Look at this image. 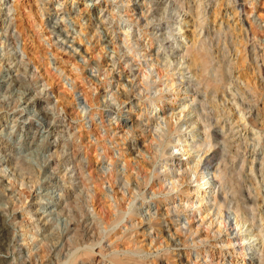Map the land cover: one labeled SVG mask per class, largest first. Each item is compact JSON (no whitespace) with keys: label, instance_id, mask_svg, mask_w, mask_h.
<instances>
[{"label":"rangeland","instance_id":"1","mask_svg":"<svg viewBox=\"0 0 264 264\" xmlns=\"http://www.w3.org/2000/svg\"><path fill=\"white\" fill-rule=\"evenodd\" d=\"M4 2L0 170L14 178L24 196L21 201L8 196L9 177L0 186V230L2 225L8 228L13 241L0 247V264H20L32 257L43 264L66 260L71 244L66 239L73 233L61 238L70 221L64 207L84 178L93 197L83 205L77 201L74 209L83 208L107 226V235L101 242L89 240L90 251H85L84 241L70 264H264V0ZM5 6L10 7L7 16ZM6 32L14 35L17 54L39 80L34 88L46 83L42 93L30 91L26 102L20 98L25 87H10L7 81L17 63L10 62L15 48L13 43L6 46ZM202 42L210 54L207 75L216 77L215 70L217 77L222 70L226 74L218 89L188 68L196 59L192 51ZM122 47L130 49L123 53ZM185 82L189 89L179 90ZM123 91L131 95L125 102L119 96ZM201 102L198 125L205 123L207 131L217 134L207 137L214 145L201 160L215 149L219 155L209 159L213 168L207 171L200 165L192 171L196 154L204 148L184 151L193 142L192 128L174 132L177 139L168 144L169 157L150 166L160 142L157 132L177 124L182 104H188V111ZM45 107L51 112L49 126V119L41 118ZM203 136L195 140L199 143ZM66 141L61 158L70 162L73 152L82 175L68 173L61 180L62 168L53 171L58 156L50 154L55 146L63 149ZM205 174L213 181L202 194L197 187L206 178L198 179ZM182 176L186 180L170 189L171 181ZM240 190L253 201L240 200L236 206L234 192ZM202 195L207 196L201 201ZM122 209L127 211L124 218L113 225ZM245 212L248 219L241 227ZM248 225L259 235L244 240ZM33 233L35 240L30 239Z\"/></svg>","mask_w":264,"mask_h":264},{"label":"bare ground","instance_id":"2","mask_svg":"<svg viewBox=\"0 0 264 264\" xmlns=\"http://www.w3.org/2000/svg\"><path fill=\"white\" fill-rule=\"evenodd\" d=\"M2 0H0V5L2 6V5H4V1L5 0H3L2 2H1ZM8 6V5H7ZM7 6H5V14H6V16L8 15V12L10 11V7H7ZM1 10V9H0ZM149 22V21H148ZM147 22V23H148ZM51 24V23H50ZM127 28H130L129 26L127 27ZM8 29V28H7ZM6 29V30H7ZM104 29H106L105 27H104ZM58 29H57V22L56 23H54L53 25H52V31H57ZM130 33V32H129ZM3 35V34H2ZM124 35L125 36H127V35H129L128 33H124ZM3 37H5V41H7V40H10L9 41V43H7V45L6 46H9L10 44H12L13 43V41H14V35H12V34H10V32H6L5 33V35H3L2 36V38ZM63 37H66V35H64ZM104 42H106V41H104ZM5 44V43H4ZM14 44V43H13ZM195 47V46H194ZM6 48V47H5ZM13 48H15L14 49V52H13V55H12V59H11V63H17V65L15 64V68L16 69H14V73H12L13 71H9L8 73H6V75L7 74H11L12 73V75L11 76H9L8 78V80L7 81H9V85H10V87H13L14 85L13 84H17V86L19 87V88H24L25 87V89H23L22 90V96L20 97L21 98V100H24L25 99V102H26V95L30 92V91H32V90H34L35 88V86L37 85V83L39 82V80L37 79V78H34L35 77V73H34V71L33 70H30L29 68H28V64L27 63H25V59H23V57H22V55L21 54H17V50H16V44H14L13 45ZM193 48V47H192ZM122 49H123V53H126L129 49H130V47H128L127 49H125L124 47H122ZM193 50V49H192ZM5 52V51H4ZM113 53V52H112ZM191 55H194L195 57H196V59H195V61L193 62V63H190V64H188V68L189 69H191V70H193L194 71V74H196L197 76H198V78H201V79H199L200 81H202V80H205L206 81V84L207 85H212V87H214V88H216V89H218L219 87H222V83H221V81L225 78V76H226V74H225V72H224V70H222V71H220L219 72V76L217 77V70H215V74H216V77H214V78H211V77H209L208 75H207V71H208V68H209V58H210V54L208 53V49H207V47H206V45H205V42H202L201 43V45H199L198 47H197V49H195V50H193L192 51V54ZM112 60L114 61V64H113V66L112 67H114V65H115V63H116V58L114 57V58H112ZM169 65H170V63H168V66L167 67H169ZM17 66V67H16ZM193 66H195V68H193ZM221 70V69H220ZM218 71H219V69H218ZM153 72V71H152ZM146 73V71L143 73V75ZM150 73H151V71H150ZM146 74H148V73H146ZM150 81V80H149ZM148 80H146V82L148 83L149 82ZM199 81V82H200ZM183 82V81H182ZM28 83V84H27ZM221 83V84H220ZM13 85V86H12ZM26 85V86H25ZM190 83L189 82H185V84H182L181 86H179V90L181 89V88H184L185 86L189 89V87H190ZM45 86H46V83H44V84H42L41 85V88L39 89H35V94H39L40 92L42 93L43 92V90L45 89ZM17 87V88H18ZM133 87V85H131L130 86V89ZM18 88V89H19ZM178 90V91H179ZM187 90V89H186ZM188 91V90H187ZM137 94V93H136ZM195 94V93H194ZM120 97H121V99H122V101H126L127 99H130L131 98V95H129L126 91L124 92H121V94L119 95ZM195 96H197V95H195ZM155 100V99H154ZM21 102V101H20ZM33 102V101H32ZM157 103V102H156ZM156 103H154V104H156ZM194 104V103H193ZM20 105V104H19ZM188 104H182L181 105V107H180V110L177 112V114L175 115V119L178 121L177 122V124L173 127V126H171L170 124L169 125H167V128H165V129H163V128H161L160 126L162 125V121L160 122V123H157L156 125H155V131L157 132L158 130L157 129H159V128H161V132H157V135H158V137L160 138V142H159V145H158V147H157V149H155V151L153 152L154 153V155L155 156H153V157H151V158H153V160H152V162H151V164H150V166H152V165H154L158 160H160V159H162L163 157L166 159L167 157H169V155H168V153H167V147H168V144L169 143H171L172 141H175L177 138L175 137V136H173V134H174V132H178V134H181L180 132H182L181 130H183V129H185L186 130V128H188V130H190L191 128L192 129H194V131H193V133L191 134V135H189V138H191V137H193V142H192V144H190V148L189 149H186V148H184V151L186 152V153H188V152H190L189 150H191V149H193V148H198V147H200L201 145H204V148L202 149V152L199 154H196L197 156H199L198 157V159H197V161H195V170H192L194 173H196L197 171V167H199L200 165H201V168H207L206 170L208 171V169H211V168H213V166H209V164L211 163L210 162V158H212L213 156H215V155H219L216 151H214V150H212L211 151V153L209 154V155H211V156H208V157H205V159L203 160V162H202V160H201V157H202V155H203V153L204 152H208L209 151V149L214 145L213 144V142H211V141H208L207 140V137L210 135V133L212 132V131H207V127H206V124L205 123H203V124H200V125H198L199 124V121H200V119L202 118V115H201V113H200V108H203V105H204V102H201V103H195L193 106H191V108L188 110V111H184V109H185V107L187 106ZM21 106V105H20ZM162 107V106H161ZM189 108V107H188ZM187 108V109H188ZM244 109V107H240V109L239 110H243ZM194 111V113H195V115H193V112ZM184 113V116L183 117H181V113ZM41 113H42V116H41V118L43 119V120H46V119H49V121H47L46 123H45V125H47V126H49V124L51 123V119H52V117H51V112L49 111V108H47V107H45V109H41ZM173 113V112H172ZM164 117H165V119H164V122H167L168 123V121H170V120H168L167 119V116H165V115H163ZM173 117V114H172V116L170 117V118H172ZM242 118H244V116L242 117ZM27 119V118H26ZM204 119H205V117H204ZM206 119H211V117H209L208 116V118H206ZM166 123V124H167ZM38 125H39V123H38ZM42 126L44 127V125L42 124ZM39 129V131L41 130V127L40 128H38ZM154 131V132H155ZM155 132V133H156ZM40 133V132H39ZM185 134V136H186V133H184ZM204 135L203 137H204V139L202 140V141H200L199 143H198V141L197 140H195V137L198 135ZM212 134H214L216 137H217V134L215 133V132H212ZM219 134V133H218ZM34 136V135H33ZM219 136V135H218ZM172 137H173V139H172ZM184 139H187V137L186 138H184ZM64 146H63V149L61 148V150L60 149H57V147L55 146L54 147V149H53V151H52V153L50 154V155H52V154H55V156L57 155L58 156V158H57V161H56V163L54 164V167H53V171H54V168L55 169H60V168H62L59 172H58V175L60 176V177H62L61 178V180L62 179H65L66 180V178H68L69 177V174L68 173H70L71 175H82L81 174V172L79 171V168H78V166L75 164V155H74V153L73 152H71L72 153V155H73V160H71L70 162H66V163H64L63 162V160H65V159H62L61 157H63V153L65 152V150H66V145H68V142L66 141L64 144H63ZM184 145V144H183ZM182 145V146H183ZM186 145V144H185ZM225 146H226V143H225ZM65 147V148H64ZM176 147V146H175ZM170 148H172V147H170ZM179 150L181 149V148H178ZM217 150V149H216ZM200 152V151H199ZM183 154H185V153H183ZM20 158V157H19ZM20 159H22V157L20 158ZM49 159V158H48ZM207 159V160H206ZM27 160V159H26ZM17 161H19L18 159H17ZM17 161H15V163L17 164ZM25 161V160H24ZM22 162V161H21ZM49 162V161H48ZM20 164H22V163H19L18 165H20ZM24 164V163H23ZM15 166V165H14ZM20 167V166H19ZM22 167V169H23V166H21ZM21 167H20V169H21ZM69 167H71V168H69ZM17 168V167H16ZM25 168V167H24ZM146 168H148V166H146ZM26 169V168H25ZM22 171V170H21ZM169 171H170V173H174V171L172 170V169H169ZM16 172V171H15ZM56 172V171H55ZM12 173H14V172H12ZM52 172H50V174H51ZM187 173V172H186ZM49 174V175H50ZM207 174H209L208 172H207ZM207 174H205V175H201V177L198 179L199 181H200V179L201 178H206V176H207ZM12 176H16V175H13V174H11ZM18 175V174H17ZM48 175V176H49ZM58 175H57V177H58ZM156 175V174H155ZM216 174H214V176H215ZM19 176H20V174H19ZM22 176V175H21ZM185 176V178H186V174L184 175ZM184 176H182V179L181 180H172L171 181V186H170V189H172V188H174V187H176L177 185H179V184H182L186 179H184ZM225 175H223L222 177H224ZM9 176L8 175H6V173L4 172V170L3 169H1L0 170V186H2L3 185V183L5 182V180L7 181V178H8ZM11 177V176H10ZM9 177V178H10ZM50 177H52V175H50L49 176V180H47V182L48 181H50ZM59 177V178H60ZM72 176H70V178H71ZM15 178H17V177H15ZM21 178V177H20ZM148 178H150V177H148L147 176V179H146V181L148 180ZM72 179V178H71ZM18 180V179H17ZM22 180V179H21ZM74 180V179H73ZM18 181H20V180H18ZM213 181V180H212ZM211 179H209V178H206L205 180H203V181H201V183H199V185H198V187H197V189H201V191H202V194H203V191H207L206 189H207V187H210L211 186ZM22 182H23V180H22ZM21 181H20V183H22ZM46 182V183H47ZM57 182V181H56ZM73 181H71V186H72V188L73 189H75V185H73V183H72ZM7 183V182H6ZM10 183H11V186H10V188H9V190H8V192H7V194H8V196L9 195H11V196H9L10 198L12 197L13 198V196H15V198L14 199H16L17 198V200L19 199H22L23 198V196H24V190L20 187L21 186V184H20V188H18L17 187V185H16V181L14 180V178H10ZM18 183V182H17ZM24 183V182H23ZM64 184V183H63ZM62 184V185H63ZM24 185V184H23ZM32 185V184H31ZM4 186H5V184H4ZM80 189H78L76 192H74L75 194H72V196H73V199L72 200H70L69 201V203H68V206L67 207H64V208H66V210H65V213H66V215H68L69 217H70V221L67 223V226H66V228H65V232H63L61 235V238H63L64 239V237H66L67 235H69L68 233H70V232H72L73 234H71V235H69L68 237H67V239H66V241L67 242H69V243H71L70 244V246H68L66 249H67V251H68V253H66V255H65V259L66 260H64L61 264H70L71 263V261H73L74 260V258H73V255L75 254V250L76 249H78L80 246H82V244H83V242L85 241L86 243L89 241V240H92L93 242H101V240L103 239V237H105L106 235H107V231H106V233H105V231H103L104 229H106L107 228V226H101L100 225V223H98V222H96L95 221V218H94V216L92 215L91 217L88 215V214H86V213H84L83 212V208L82 209H74V206H75V204H76V202L77 201H81L82 203V205H83V203L85 204V200H87V199H90L91 197H93V189H92V187L90 186V185H88V183H87V180H86V178H84V180H80ZM3 188V187H2ZM237 190H239V189H237ZM75 191V190H74ZM2 192H6L5 190H3ZM244 191H242V190H240V191H238V192H234V195H235V199H236V206H240V204H241V201L240 200H242L243 202H251V201H253V199L250 197V196H248V195H246V194H244L243 193ZM4 194V193H3ZM208 195V194H207ZM207 195H202V196H200V200L202 201V200H204V198L207 196ZM69 196H70V194H69ZM25 199V198H24ZM21 201V200H20ZM23 202V201H22ZM57 203H59V201L57 202ZM223 206L221 205V206H218V209H219V212L221 213L222 211H223ZM125 212H127L125 209H122L121 210V214L116 218V219H114L113 218V222H115L113 225H115V224H117L120 220H122L123 218H124V215H125ZM64 213V214H65ZM246 213L247 212H245V216L243 215V216H241V218H240V223H241V227L242 226H244L245 225V223H246V221H247V215H246ZM91 218V219H90ZM16 220V219H15ZM26 221V220H25ZM109 221V220H108ZM33 227V226H32ZM240 227V228H241ZM14 229H16L15 228V226L13 227ZM253 226L252 225H248V226H246V229H248V233H246V234H244L243 236H242V238L245 240V239H247V240H250V238H251V236H255V235H259V233L258 234H256V233H254V232H251V230H253ZM14 233V232H13ZM32 233V232H31ZM4 238H5V241H4ZM35 238V235H34V233L31 235V237H30V239H33V240H35L34 239ZM44 238V237H43ZM79 238H81V239H79ZM46 236H45V238L42 240L43 241V245H46L47 243H46ZM11 241H12V239H11V236H10V231L8 230V228H6V227H4L3 225H2V227H1V230H0V247H5V246H10V243H11ZM13 242V241H12ZM41 244V245H42ZM67 243H63V245L65 246ZM92 244V243H91ZM91 244H88L87 243V245H85V251H90L91 249H92V246H91ZM5 245V246H4ZM16 245H18V246H24V243H16ZM37 246V247H42V246ZM62 245V246H63ZM62 246H61V248H62ZM66 247V246H65ZM72 247V248H71ZM74 247V248H73ZM252 247H255V246H252ZM8 248V247H7ZM20 248V247H19ZM22 248V247H21ZM249 248V247H248ZM64 249V248H63ZM65 249V250H66ZM42 250V249H41ZM61 250V249H60ZM34 252H36V250L34 251ZM33 255H35V254H33ZM41 257H43V255L42 256H40V259H42ZM39 261V260H38ZM261 261H264V255H262L261 256ZM20 264H43V260L41 261V262H36V258L34 259L33 257L32 258H30L29 260H26V259H23V260H21L20 261Z\"/></svg>","mask_w":264,"mask_h":264}]
</instances>
